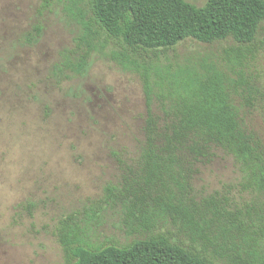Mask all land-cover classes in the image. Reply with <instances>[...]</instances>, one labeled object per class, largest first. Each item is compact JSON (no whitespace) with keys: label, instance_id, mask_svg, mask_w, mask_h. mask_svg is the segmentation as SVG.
<instances>
[{"label":"trees","instance_id":"obj_1","mask_svg":"<svg viewBox=\"0 0 264 264\" xmlns=\"http://www.w3.org/2000/svg\"><path fill=\"white\" fill-rule=\"evenodd\" d=\"M41 2L42 10L58 7L73 27L72 46L51 70L58 82L83 74L98 54L139 77L145 103L137 155L117 158L120 183L57 221L62 264H264V136L249 123L259 107L264 124V105H256L264 100L237 70L243 50L227 52V72L158 55L186 40L252 44L264 0H206L201 7L186 0ZM41 31L35 26L25 43H36ZM215 150L234 160L246 201L236 204L231 190L196 193L197 165ZM34 207L27 205L29 216ZM108 209L119 212L131 242L99 243Z\"/></svg>","mask_w":264,"mask_h":264},{"label":"rangeland","instance_id":"obj_2","mask_svg":"<svg viewBox=\"0 0 264 264\" xmlns=\"http://www.w3.org/2000/svg\"><path fill=\"white\" fill-rule=\"evenodd\" d=\"M186 1L201 7L206 0ZM41 3L0 0V264H62L57 221L101 199L106 186H117V158L135 157L143 139L145 103L136 74L94 54L83 74L54 78L52 67L72 46L73 27L58 7L42 10ZM35 26L41 35L29 45L25 36ZM239 48L245 58L237 70L264 100V23L250 45L186 40L158 55L172 65L211 64L227 72V52ZM261 113L257 107L249 123L264 136ZM214 153L197 165L196 193L231 190L236 204L246 201L236 187L234 160ZM103 222L99 243L134 239L124 233L119 212L108 209Z\"/></svg>","mask_w":264,"mask_h":264}]
</instances>
